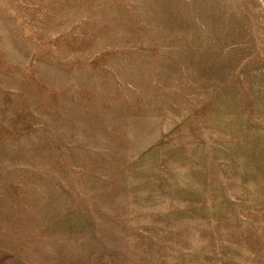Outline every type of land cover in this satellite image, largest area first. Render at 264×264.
Here are the masks:
<instances>
[{
    "label": "rangeland",
    "instance_id": "rangeland-1",
    "mask_svg": "<svg viewBox=\"0 0 264 264\" xmlns=\"http://www.w3.org/2000/svg\"><path fill=\"white\" fill-rule=\"evenodd\" d=\"M0 264H264V0H0Z\"/></svg>",
    "mask_w": 264,
    "mask_h": 264
}]
</instances>
